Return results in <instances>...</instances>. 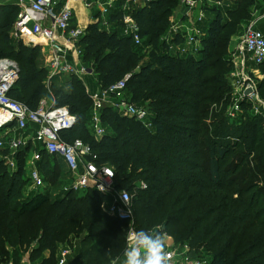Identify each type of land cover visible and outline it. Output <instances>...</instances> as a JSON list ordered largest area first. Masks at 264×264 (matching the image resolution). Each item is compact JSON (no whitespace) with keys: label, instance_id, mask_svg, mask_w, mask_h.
<instances>
[{"label":"trees","instance_id":"1","mask_svg":"<svg viewBox=\"0 0 264 264\" xmlns=\"http://www.w3.org/2000/svg\"><path fill=\"white\" fill-rule=\"evenodd\" d=\"M222 1L223 6L206 7L213 17L200 25L196 53L169 50L170 24L181 0H153L134 9L141 45L122 32V22L114 31L99 23L86 29L82 60L93 66L96 84L107 88L132 73L127 92L148 110L153 130L106 106L100 115L107 131L97 139L89 130L93 100L85 80L50 77L40 47L13 37L19 8L12 2L0 6V58L21 68L13 98L36 109L47 97L77 116L75 127L62 136L90 143L97 163L113 167L117 187L132 195L137 230L168 234L176 244L208 252L210 264H264V116L246 114L236 123L226 113L235 67L229 46L252 21L258 0ZM257 88L264 101V78ZM28 151H19L14 171L0 159V264H22L27 252L34 264H58L61 246L73 240L78 242L73 264L122 259L128 223L103 210L109 196L94 187L50 196L48 185L60 182L66 165L44 150L40 168L48 185L25 195Z\"/></svg>","mask_w":264,"mask_h":264},{"label":"built area","instance_id":"2","mask_svg":"<svg viewBox=\"0 0 264 264\" xmlns=\"http://www.w3.org/2000/svg\"><path fill=\"white\" fill-rule=\"evenodd\" d=\"M153 0H107L100 7L102 18L98 20L102 28L110 31L111 21L105 16L113 11L120 12L119 19L113 18V23L122 22V32L130 36L135 45L143 43L140 25L134 18L133 12L140 4ZM19 12L12 30L15 39L33 45L34 43L47 46L50 51L48 68L50 77L60 75H75L85 80L87 76H94V68L89 62L82 60L80 41L86 34V29L76 23L75 12L67 2L62 0H12ZM222 0H181L184 10L172 18L169 32V50H178L181 54L196 53L200 48L203 36L202 26L206 17V7L223 6ZM116 7V9H113ZM172 38V39H171ZM176 40V41H173ZM244 49L251 55L252 64L264 65V32L257 27V21H251L244 30L242 37ZM33 43V44H31ZM244 59V58H243ZM238 61V62H236ZM236 70L233 75L240 81L232 102L227 108V115L237 119L247 102L252 107L253 115L264 116V101L258 92V86L253 79V70L248 72L245 63L234 59ZM17 61L11 58H0V150L9 152L0 159L9 164V169H18L16 151H21L31 143L40 142L41 148L32 154L30 166L26 167L27 178L33 189L43 191L47 182L40 168L42 161L41 150L61 158L72 178L64 190L81 191L96 188L109 196L110 200L102 204L103 210L111 217L128 223L126 247L129 246L128 237L139 230L134 226V211L132 195L127 189H120L116 185L115 172L109 164L99 165V155L92 145L77 138L68 142L62 136L63 132L72 130L77 123V116L72 114L68 106L47 105L42 100L39 107L31 109L27 104L13 98L10 93L20 76ZM132 77L128 73L125 77L107 88L98 87L88 92L93 100L90 132L97 138H102L107 128L103 125L100 112L106 106L116 108L122 116L135 118L147 129L154 126L148 110L136 105L127 92V83ZM251 92L246 94V91ZM35 124L36 127H32ZM14 131L18 136H10ZM32 131V133H31ZM11 133V134H10ZM81 169V170H80ZM80 171V172H79ZM144 185V183L142 182ZM165 240L166 251L171 254L170 264H210L211 255L208 252L196 253L189 244L177 245L172 236L161 234ZM78 242L65 244L59 250V263L67 264L70 256L77 254ZM114 260L111 264L123 261ZM8 264H14L9 262Z\"/></svg>","mask_w":264,"mask_h":264},{"label":"crops","instance_id":"3","mask_svg":"<svg viewBox=\"0 0 264 264\" xmlns=\"http://www.w3.org/2000/svg\"><path fill=\"white\" fill-rule=\"evenodd\" d=\"M11 1L12 0H0V6L2 4H5V3L11 2ZM106 1L107 0H62V2H67L68 6L73 8V10L75 12V16H76V23L78 25H80L81 27L85 28V29H87L88 26H90L91 24L99 23L98 20L100 18H102L101 15L99 14L100 13V7H101V4H103ZM89 9L91 11H89ZM113 9H116V7H113ZM183 10H184V6L180 5L179 8L177 9V11L175 12V13H177L176 16L177 15L180 16L179 14ZM115 14H116V10H115ZM112 15H113V11L111 13H109V14H106V16H105L109 21H111V25L109 27L110 31H114L116 29V27H117L116 23H113L115 21H112L113 20V16ZM198 25L200 26V25H202V23H199ZM13 28H14V26H13ZM238 38L239 37H233V40L231 41L230 46H229V52L232 53V55H233V57L235 59H241L242 56H243L244 59H246L248 57L249 60L252 61L251 55L248 52H246V51L243 52V53L240 52V48L244 49V44H239L237 42ZM33 45H38V44L34 43ZM43 51H45V52H43L44 53L43 55H44V58H45V66L48 67L51 55H50V51L48 50L46 45L44 46V50ZM250 63L252 64V62H250ZM85 82H86V79H85ZM87 86L89 87V91H95L99 87L98 85L95 84V82L93 81L92 78L88 79ZM32 127H36V125L33 124ZM31 133H32V131H31ZM12 135L13 136H18L19 132L14 131ZM28 147H30V151H28L29 153H28V155L26 156V159H25V164H24L25 168L30 166V161H31L32 154L34 153V151L36 149H40L41 148V143L40 142L31 143ZM17 161H18V165H19V160H17ZM65 171H66V174H70V173H68L67 169ZM29 184H32V183L29 182ZM29 184H27V186ZM26 187H25V192H29L30 189L36 191L35 189H33V186L31 188H28L29 190L28 189L26 190ZM62 246H64V245H62ZM50 255H51L50 250H46L44 252V257L45 258H48ZM76 255L77 254L70 256V258L68 259V263L67 264H73L72 262L75 260ZM58 257H59V252H58ZM22 264H34V262L32 263L30 261V257H29V253L28 252L23 255ZM76 264H78V263H76ZM118 264H123V261H119Z\"/></svg>","mask_w":264,"mask_h":264},{"label":"rangeland","instance_id":"4","mask_svg":"<svg viewBox=\"0 0 264 264\" xmlns=\"http://www.w3.org/2000/svg\"><path fill=\"white\" fill-rule=\"evenodd\" d=\"M225 4V3H224ZM89 11H91L90 9H89ZM254 17H253V19H252V21H254V20H256L257 21V27L262 31V32H264V1L263 0H258V3H257V5H255L254 6ZM179 14V13H178ZM208 18H212L213 17V14L212 13H207V15H206ZM251 23V22H250ZM249 22L247 23V22H245V24L244 25H242L238 30H237V32H236V34L233 36V37H239L238 38V43L239 44H243V41H242V37H243V34H244V30H245V28L247 27V25H249L250 24ZM232 40H233V38H232ZM25 45H29V44H27V43H25V42H23ZM33 44V43H32ZM38 46L40 47V49H41V57H40V59H41V61H42V63H43V65H45V58H44V53L43 52H45V51H43L44 50V46L42 47V45H40V44H38ZM248 58V57H247ZM243 59V56H242V58L241 59H235V60H239L240 62L242 61V62H244L245 63V65H244V68L246 69V71L248 72L250 69L251 70H253V74L251 73V75L253 76V79H255L256 80V82H257V86H258V83H259V81L260 80H262L263 78H264V69L262 70L261 68H260V66H256V65H254V64H251L250 62H251V60H249V58L248 59ZM236 62H238V61H236ZM234 65H235V63H234ZM20 67V66H19ZM236 70V65H235V67H234V69L231 71V73H230V75H229V81H230V85H231V92H232V96H233V98H234V96H235V94H237V87H239V84L238 83H240V81H239V79L237 78V77H235L234 75H233V72ZM20 71H21V68H20ZM49 73H50V71H49ZM65 76L66 75H60V79H62L63 81H65ZM89 78H92L93 79V81L95 82V84H96V81H95V77L94 76H87L86 77V84L88 83V79ZM97 85V84H96ZM42 100H44L45 101V104H47V105H51L52 104V99H49V98H47V97H43L42 98ZM230 105V104H229ZM228 108V107H227ZM252 107H246V106H244L243 108H241V111H243V112H241L240 114H239V117L237 118V119H232V121H235L236 123H238V122H241L244 118H246V114H253V112H252ZM226 113H227V109H226ZM13 134V133H12ZM10 136H13V135H10ZM2 137V135L0 134V138ZM101 139V138H100ZM16 154H14V155H16V157H17V160H19L20 159V154H19V151H16L15 152ZM8 155H9V152L7 153ZM0 156H3V154L2 153H0ZM7 167L9 168V164H7ZM26 172H27V170H26ZM25 175V178L27 177L26 175H27V173H25L24 174ZM71 178H72V176L70 175V174H66V172H65V174H64V176L62 177V179H60V182H56V183H53V184H47L48 185V187H49V190H50V196H53V195H56V194H59V192L61 193L62 192V190L63 191H66V190H64L65 189V187L66 186H68V184L70 183L69 181L71 180ZM69 182V183H68ZM32 187V184H29L27 187H26V190L28 189V188H31ZM29 190V189H28ZM84 190H86V189H84ZM84 190H81V191H77V192H79V193H81V192H83ZM34 190H31L30 189V191L29 192H33ZM29 192H25V195H28V193ZM168 235V234H167ZM170 236V235H169ZM172 239H173V237H172ZM177 245H180V244H177Z\"/></svg>","mask_w":264,"mask_h":264},{"label":"clouds","instance_id":"5","mask_svg":"<svg viewBox=\"0 0 264 264\" xmlns=\"http://www.w3.org/2000/svg\"><path fill=\"white\" fill-rule=\"evenodd\" d=\"M123 264H170L171 254L159 232L140 230L128 237Z\"/></svg>","mask_w":264,"mask_h":264},{"label":"water","instance_id":"6","mask_svg":"<svg viewBox=\"0 0 264 264\" xmlns=\"http://www.w3.org/2000/svg\"><path fill=\"white\" fill-rule=\"evenodd\" d=\"M251 92V89H248L247 91H246V94H248V93H250Z\"/></svg>","mask_w":264,"mask_h":264}]
</instances>
